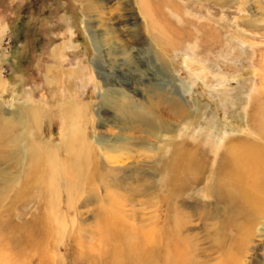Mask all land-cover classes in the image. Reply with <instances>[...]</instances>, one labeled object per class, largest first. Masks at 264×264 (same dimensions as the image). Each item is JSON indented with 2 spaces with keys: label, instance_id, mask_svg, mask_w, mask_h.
Wrapping results in <instances>:
<instances>
[{
  "label": "rangeland",
  "instance_id": "1",
  "mask_svg": "<svg viewBox=\"0 0 264 264\" xmlns=\"http://www.w3.org/2000/svg\"><path fill=\"white\" fill-rule=\"evenodd\" d=\"M87 1L0 0L1 116H10L18 103L38 104L40 141L63 149L37 162L35 182L27 166L20 172L29 194L15 204V224H24V230L21 238L18 232L10 233L19 241L9 237L8 264H116L114 247L98 231L107 216L104 211L118 207L136 211L138 217L155 214L159 221L170 203L172 215L175 210L186 212L183 234L189 236L193 255L174 247L169 264H264V235L258 231L264 225V205L253 221L244 215L235 218L246 231L256 227L248 240L228 224L231 206L205 195V175L200 181L197 177L195 185L180 181V198L164 201L170 185L159 172L161 203L145 201L148 194L132 199L133 188L160 171L175 144L224 150L230 140L233 146L243 145L242 150L248 146L247 135L251 141L257 139L251 115L264 106V0H149L152 14L140 0H95L93 5ZM49 69L54 75H48ZM123 92L133 97L131 101L121 97ZM172 98L188 107L189 115L172 114ZM70 101L87 107L76 119L77 126L105 178L102 183L92 178L84 197L79 193L80 199L69 206L58 174L62 165L72 162L66 163V120L56 113V106ZM139 114L155 117L156 123L169 121L174 131L158 140L144 130ZM18 133L15 127L9 131L11 137ZM108 136L111 151L104 148ZM147 144L157 148L149 152ZM30 163L27 159L24 164ZM11 170L19 173V166ZM37 215L42 216L40 228L30 222ZM130 215L126 222L137 225L135 214L137 222ZM218 232L222 243L216 245L213 237ZM134 249L128 256L123 252L117 264H134Z\"/></svg>",
  "mask_w": 264,
  "mask_h": 264
},
{
  "label": "bare ground",
  "instance_id": "2",
  "mask_svg": "<svg viewBox=\"0 0 264 264\" xmlns=\"http://www.w3.org/2000/svg\"><path fill=\"white\" fill-rule=\"evenodd\" d=\"M140 1L144 4V6H146V12L148 14H152V11H150L147 6L150 4L149 0ZM87 2L89 5H93L96 1L88 0ZM142 8L145 9V7ZM164 35L166 36L167 34ZM49 73H53L54 75V70L49 69L48 75H50ZM49 80L51 79L49 78ZM58 81L60 80L58 79ZM3 87L4 84L0 76V91ZM123 93L124 94H121V97L127 101H131L133 97L126 92ZM103 94L104 91L100 89L99 96H102ZM170 102L172 114L176 117L189 115L190 111L188 107H186L179 99L172 98L170 99ZM79 103L81 102L70 101L63 105L61 104L59 107L56 106V113L63 116L66 120V127L64 129L66 131V135L63 136L62 140H64L65 146L67 147L65 149L70 151V155L74 160L73 161L68 154L66 163H68L69 160L72 163L69 165H62V162L65 160L64 159L61 162L62 174H58L59 185H61L62 182L66 185L65 192L68 197L67 204L69 206L75 204L77 199H80L78 198L79 195H83L82 192L84 191V188L92 178L97 176L99 177L100 182L105 178V175L102 172L103 169H100L101 165L99 168L96 166L98 165V161L94 157L95 154L93 149L91 151L89 148L90 146L83 140L82 129H79L77 126L78 123L76 122V119L82 118L86 111H88L85 105H80ZM2 104L3 103L0 102V264H8L10 257L8 255L10 249V233L18 232L21 234L19 235L21 238L22 231L24 230V224H15V204H18L19 200L27 197V194H29L27 192L28 189H26L25 186L26 181L20 180V172L26 169L27 166V168H29L27 171L32 174L33 177H31V179L35 182L38 180L37 174L35 173L37 170L33 169L39 165H37V162H40L45 154L55 151L57 153L58 150H60L61 153L63 149H57V146L50 145L49 142L44 143L40 141L41 137L40 132L38 131V126L40 124V111L42 108H40L38 104L30 105L26 102L18 103L17 105L15 104L13 109L10 110V116L7 118H3L1 116ZM138 117V121L144 127V130L151 132L152 134H156L158 140L162 139L165 132L174 131L175 125L169 121L161 122L158 119L159 122L156 123L155 117H150L148 115L142 117L140 114ZM251 118L254 122V127L258 135L257 139H254L253 136L252 137L254 141H257V143H252L254 141H251V137L249 136V138L247 135L244 140H248V142H246L248 146L242 150L241 148L244 142L241 143L242 146L236 147L231 145L229 140L224 150H212L209 148L204 149L201 146H193L195 147L193 149H184V147L180 144L174 145L171 140L169 144L171 145L172 143L174 145H172V154H170L171 152L169 153L170 156L168 154L167 160L163 161L162 168L160 171L158 169L157 174L156 172L155 174H150V177L147 180L145 179L146 182H143L142 184H139L138 187L133 188L132 199H134L137 195L144 196L145 194H148L145 201H149L153 198L157 200V205L159 202L161 203V200L158 199V196L160 195V188L156 178L159 172V174L164 173V175L168 177L167 183L168 186L170 185L169 191L167 192L168 195L164 197L161 196V199L164 201H173L174 198H180L182 195L180 181L183 185L184 183L195 185L197 177L199 178V176H201L199 179L200 181L205 175L207 178V184L204 186L205 195L213 200V202H222L231 206V218L228 220V224L230 226H234L233 231L238 229L239 235H244V237L249 240L256 227L253 229V227L249 225L250 228L246 231L244 227L237 226L238 224H236L235 218H237V215H244L245 219L253 221L258 208L264 205V106L261 105L260 107L254 108ZM12 127L20 130V133L16 134V136L12 135L14 138L9 135V131ZM157 127L159 128V131H156ZM251 127L253 126L251 125ZM29 131L34 132L32 137L30 136ZM36 135V140H38V142L33 139ZM106 139L104 148L111 151L113 148L111 139L109 136ZM96 140L99 139L96 138ZM60 144L59 147H61ZM127 145L128 143L126 146ZM144 147L148 148L149 152H154L153 149H156L157 145L153 146L151 144H147V146ZM88 155H92L89 161ZM27 159L31 160L29 165L24 164ZM11 161L14 165H11ZM210 162H213L211 166L209 164ZM23 164L25 167H23ZM90 165H93L92 169L90 168ZM16 166H19V173L15 171L12 173L11 168H16ZM152 169H154V166H152ZM106 173L108 174V171H106ZM61 176L63 178H61ZM190 178L192 181L188 180ZM30 181L28 180V182ZM113 182L111 183L113 184ZM91 184H93L92 181ZM96 185L90 189L95 190L94 188ZM116 196L117 195H114V198L112 197L114 200L113 204L116 201ZM172 210H174V208L172 207V203H170L168 213H166L164 218L159 216L158 221L155 218V214H152V217L150 218L142 215H139L138 217L136 211L128 212L118 207L106 209L104 212L107 216L104 218L103 224L100 225L101 227H99L100 230L98 231L104 236V239L111 242V245L114 247L115 252L113 257L116 264L117 262L121 263V261H119V256H121L123 252L125 256H128L133 248H135L134 250H137L134 264H169L170 255L174 251V247L179 250V253L182 252V250H187L191 255H193L188 250L189 247L187 246L189 236L183 234L185 231L184 228L187 224L186 212L175 210V213L172 215ZM151 211L153 210H150V212ZM133 213L139 221L137 225L136 223H129V221L126 222V216L128 214H132L129 217L133 218L134 221L137 222ZM154 218L156 219V222H154ZM30 222H32V225L40 228L42 216L37 215L36 218H32ZM212 224L215 226L217 222ZM258 231L259 235L263 236L264 225L260 226ZM241 236L239 237L241 238ZM213 238V241H216V245L222 243V239H220L221 234L219 232L216 233ZM10 239H15V243H18L19 241L18 237L12 238L11 236ZM172 240H174V243H177L176 245H179H171ZM135 245H138L139 249L134 247ZM238 254L240 255L241 252H237V255ZM158 261H160V263H158ZM122 263L125 264V261H122Z\"/></svg>",
  "mask_w": 264,
  "mask_h": 264
},
{
  "label": "crops",
  "instance_id": "3",
  "mask_svg": "<svg viewBox=\"0 0 264 264\" xmlns=\"http://www.w3.org/2000/svg\"><path fill=\"white\" fill-rule=\"evenodd\" d=\"M48 71V70H47Z\"/></svg>",
  "mask_w": 264,
  "mask_h": 264
}]
</instances>
